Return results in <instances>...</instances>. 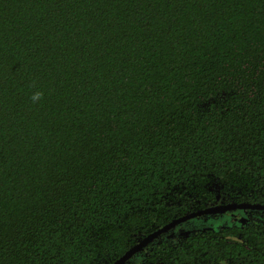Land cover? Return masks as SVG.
Instances as JSON below:
<instances>
[{
  "label": "trees",
  "instance_id": "1",
  "mask_svg": "<svg viewBox=\"0 0 264 264\" xmlns=\"http://www.w3.org/2000/svg\"><path fill=\"white\" fill-rule=\"evenodd\" d=\"M231 202L264 205V0H0V264H113ZM125 264H264V210Z\"/></svg>",
  "mask_w": 264,
  "mask_h": 264
},
{
  "label": "water",
  "instance_id": "2",
  "mask_svg": "<svg viewBox=\"0 0 264 264\" xmlns=\"http://www.w3.org/2000/svg\"><path fill=\"white\" fill-rule=\"evenodd\" d=\"M246 208H248V209H263L264 210V205L231 202V203H227V204H216V205L207 207L205 209L196 211L194 213H189L187 215H184L178 219L171 221L170 223L160 227L156 231L146 235L144 238H142L140 241H138L134 246H132L130 249H128L113 264H125L136 252L140 251L149 242L154 241L162 233H165L169 229L174 228L176 226V224H178L179 222L185 221L188 218H192V217L202 215V214L221 213V212H225V211L236 210V209H246ZM240 221L245 222L246 218L245 217L240 218Z\"/></svg>",
  "mask_w": 264,
  "mask_h": 264
},
{
  "label": "clouds",
  "instance_id": "3",
  "mask_svg": "<svg viewBox=\"0 0 264 264\" xmlns=\"http://www.w3.org/2000/svg\"><path fill=\"white\" fill-rule=\"evenodd\" d=\"M43 97V93L40 91L33 92L32 96L30 97L33 103H38Z\"/></svg>",
  "mask_w": 264,
  "mask_h": 264
}]
</instances>
